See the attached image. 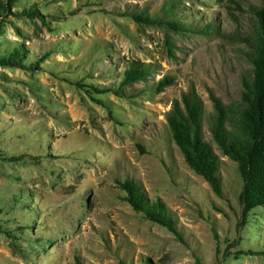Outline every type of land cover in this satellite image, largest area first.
<instances>
[{
    "label": "rangeland",
    "instance_id": "374dc122",
    "mask_svg": "<svg viewBox=\"0 0 264 264\" xmlns=\"http://www.w3.org/2000/svg\"><path fill=\"white\" fill-rule=\"evenodd\" d=\"M168 0H21L36 3L42 21L10 16L0 36V53L23 42L28 59L49 52L42 69L0 67V150L24 154L17 162L0 159V264H264L260 255L237 250L264 249V206L239 226L243 188L237 163L221 157L225 198L185 163L170 140L165 114L172 101L194 85L205 102V139L212 142L209 116L212 89L225 104L241 99L242 76L251 64L247 46L233 40L237 29L257 21L249 10L228 12L234 0H184L182 15L214 17L224 34H173L177 58L164 46L165 32L140 26L118 13L125 9L161 12ZM236 1V0H235ZM264 5V0H241ZM126 59L154 63L153 79L176 76L154 100L137 102L113 94L115 119L81 89L65 81H118ZM143 84H137L142 87ZM142 142L146 153L137 146ZM132 177L152 198L162 197L175 213L185 243L121 199L116 179ZM25 192L26 202L14 201ZM221 208V209H220ZM216 219L220 250L207 217ZM4 231H12L16 238ZM238 246L226 249L234 239Z\"/></svg>",
    "mask_w": 264,
    "mask_h": 264
},
{
    "label": "trees",
    "instance_id": "16d2710c",
    "mask_svg": "<svg viewBox=\"0 0 264 264\" xmlns=\"http://www.w3.org/2000/svg\"><path fill=\"white\" fill-rule=\"evenodd\" d=\"M21 0H0V36L5 31V26L11 22L10 16L28 18L33 21L40 20L48 25V14L42 12L36 3L22 9H15ZM203 6H210L209 1L195 0ZM245 1V0H244ZM184 0H168L161 12L150 13L146 9H125L118 14L131 18L140 26L152 25L160 27L165 32L164 46L170 58H177V44L173 34H202L213 36L224 34L218 20L214 17L204 20L201 14H180L181 4ZM234 5L229 6L228 12L239 20L235 10H249L256 15L257 21L249 31L242 32L237 29L230 38L244 43L247 60L251 67L241 81V99L227 105L212 90L209 97L213 102V113L209 116V130L212 142L205 139L204 121L206 115L205 102L194 85L184 91L180 97L172 101L171 108L165 117L169 129L171 142L178 148L185 163L197 175L203 177L212 191L220 198H225L224 182L221 175V157L216 152L213 143L217 144L222 153L237 163L243 188L240 192L242 204L239 226L249 222L252 211L264 206V5L247 4V9L241 0H234ZM29 49L23 42L13 45L0 53V67H15L27 71L42 69L49 52L41 55L37 60L28 59ZM118 81L108 84L86 81L85 79L64 80L81 89L94 103L108 110L109 116L115 119L110 101L104 98L113 94L137 102L139 98L154 100L173 85L176 76L165 74L158 79H153L156 70L154 63L141 59H126ZM143 84L137 87V84ZM142 153L147 149L142 142L137 143ZM0 159L3 161L17 162L24 159V154H9L0 150ZM116 183L122 192L121 199L128 202L132 208L152 222H156L171 231L179 241L185 243L182 229L178 226L175 213L167 202L160 196L152 198L145 186L136 179L126 176L117 178ZM14 201L26 202L28 197L25 192L14 193ZM221 209V208H220ZM211 224L214 240L217 242V253L220 250V235L216 219L207 217ZM3 227L0 225V231ZM9 237L16 238L12 231H4ZM242 238L231 241L226 249L238 246ZM234 254L239 259L242 255H260L264 257V249H240ZM77 264H83L80 257H76ZM122 264H129L125 260ZM145 264H152L146 259ZM199 264H201L199 262Z\"/></svg>",
    "mask_w": 264,
    "mask_h": 264
}]
</instances>
